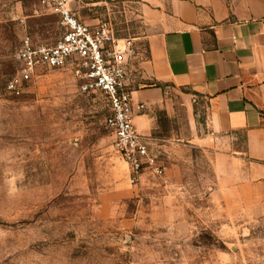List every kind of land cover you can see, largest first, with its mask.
Masks as SVG:
<instances>
[{
    "label": "rangeland",
    "instance_id": "obj_1",
    "mask_svg": "<svg viewBox=\"0 0 264 264\" xmlns=\"http://www.w3.org/2000/svg\"><path fill=\"white\" fill-rule=\"evenodd\" d=\"M6 1L0 264H264V228H227L220 205L212 222L215 162L236 148L213 131L201 98L176 94L156 113L152 150L165 175L147 171L132 185L105 123V97L81 92L71 68L42 69L23 94L7 91L22 68L16 55L26 33L54 42L61 29L53 16H29L25 31L18 16L5 13ZM116 10L111 1L89 17L111 24L118 38L132 36L138 19Z\"/></svg>",
    "mask_w": 264,
    "mask_h": 264
},
{
    "label": "crops",
    "instance_id": "obj_2",
    "mask_svg": "<svg viewBox=\"0 0 264 264\" xmlns=\"http://www.w3.org/2000/svg\"><path fill=\"white\" fill-rule=\"evenodd\" d=\"M111 1L120 16L140 23L132 36L119 38L132 41L126 85L134 105L146 107L135 114L139 133L154 150L156 113L176 94L200 97L213 131L236 148L215 162L212 222L220 205L227 228H264V0H73L71 9L96 26L101 21L89 16ZM3 6L25 31L29 16H56L40 0Z\"/></svg>",
    "mask_w": 264,
    "mask_h": 264
},
{
    "label": "built area",
    "instance_id": "obj_3",
    "mask_svg": "<svg viewBox=\"0 0 264 264\" xmlns=\"http://www.w3.org/2000/svg\"><path fill=\"white\" fill-rule=\"evenodd\" d=\"M73 0H41L57 17L61 37L53 44L35 43L26 33L16 59L22 68L7 83L11 94L21 95L39 77L42 69L71 68L83 93H101L109 106L106 126L113 147L127 163L130 182L137 185L147 171L163 177L165 167L141 135L134 118L145 105H134L126 85L127 60L132 51L130 39H119L111 24L89 26L72 11Z\"/></svg>",
    "mask_w": 264,
    "mask_h": 264
},
{
    "label": "trees",
    "instance_id": "obj_4",
    "mask_svg": "<svg viewBox=\"0 0 264 264\" xmlns=\"http://www.w3.org/2000/svg\"><path fill=\"white\" fill-rule=\"evenodd\" d=\"M154 152V151H153ZM156 155V154H155Z\"/></svg>",
    "mask_w": 264,
    "mask_h": 264
}]
</instances>
